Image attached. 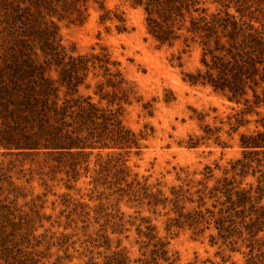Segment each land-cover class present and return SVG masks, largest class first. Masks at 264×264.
Listing matches in <instances>:
<instances>
[{"label": "rangeland", "instance_id": "obj_1", "mask_svg": "<svg viewBox=\"0 0 264 264\" xmlns=\"http://www.w3.org/2000/svg\"><path fill=\"white\" fill-rule=\"evenodd\" d=\"M49 1L0 0V80L25 89L34 61L63 97L83 58L77 95L118 112L132 140L79 157L0 147V264H264V149L242 145L264 132V106L188 83L201 47L161 45L146 0ZM184 1L185 28L225 13L264 28V0Z\"/></svg>", "mask_w": 264, "mask_h": 264}, {"label": "trees", "instance_id": "obj_2", "mask_svg": "<svg viewBox=\"0 0 264 264\" xmlns=\"http://www.w3.org/2000/svg\"><path fill=\"white\" fill-rule=\"evenodd\" d=\"M59 1L51 0L49 6L57 7ZM63 3L69 5L68 0ZM136 3L143 4L142 0ZM144 4L149 33L161 45L174 47L184 38L186 47H201L202 67L186 75L188 83L211 87L246 105L253 99L257 107L264 106V28L259 30L229 13L192 18L190 27L185 28L184 0H146ZM184 28L189 37L180 33ZM44 34L47 55L61 65L66 56L56 43L55 33L46 28ZM70 59V69L62 79L68 90L63 97L61 86L34 61L28 63L25 89L18 81L0 80L1 148L79 157L95 145L105 148L111 142L113 147L130 143L132 138L118 112L100 109L90 97L77 95L83 80L79 73L87 72L88 61ZM242 145L249 150L264 149V132L243 136Z\"/></svg>", "mask_w": 264, "mask_h": 264}]
</instances>
